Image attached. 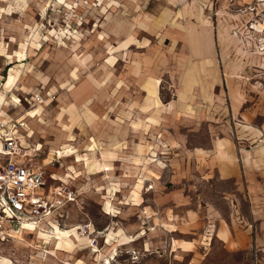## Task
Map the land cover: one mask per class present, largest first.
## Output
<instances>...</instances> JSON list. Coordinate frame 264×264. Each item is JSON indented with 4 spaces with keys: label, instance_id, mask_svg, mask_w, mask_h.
I'll use <instances>...</instances> for the list:
<instances>
[{
    "label": "rangeland",
    "instance_id": "374dc122",
    "mask_svg": "<svg viewBox=\"0 0 264 264\" xmlns=\"http://www.w3.org/2000/svg\"><path fill=\"white\" fill-rule=\"evenodd\" d=\"M64 3L0 0V92L10 69L20 74L10 71L15 86L0 94L1 110L34 119L25 118L33 134L15 154L41 167L57 147L61 159L41 167L45 177L81 164L69 167L80 176L71 183L76 203L57 222L67 231L63 245L38 237L48 228H32L0 242V261L264 264V0ZM126 33L138 49H120ZM206 33L209 52L194 53L189 37L203 48ZM89 76L102 92L76 101ZM151 77L170 108L139 109ZM76 82L82 92L69 93ZM89 138L112 153L106 164ZM140 146L155 154L144 165ZM82 224L93 233L78 235ZM121 236L129 243L117 246Z\"/></svg>",
    "mask_w": 264,
    "mask_h": 264
},
{
    "label": "built area",
    "instance_id": "2783aa9c",
    "mask_svg": "<svg viewBox=\"0 0 264 264\" xmlns=\"http://www.w3.org/2000/svg\"><path fill=\"white\" fill-rule=\"evenodd\" d=\"M23 128L17 118H0V242L22 226L42 229L51 222L57 225L62 217L59 210L76 203V193L67 184L47 186L39 170L3 160L17 153L15 135ZM77 233L87 236L89 224L80 225Z\"/></svg>",
    "mask_w": 264,
    "mask_h": 264
},
{
    "label": "crops",
    "instance_id": "0c3cea01",
    "mask_svg": "<svg viewBox=\"0 0 264 264\" xmlns=\"http://www.w3.org/2000/svg\"><path fill=\"white\" fill-rule=\"evenodd\" d=\"M64 1L65 0H58V3L59 4H61V5H63V4H65L64 3ZM111 4H114V3H112V2H110L107 6H110ZM75 7H77V5L75 6ZM107 8V7H106ZM117 13L118 11L116 10H114V9H108V10H106V13H109V14H114V13ZM162 14H163V12H162ZM163 15H165V13L163 14ZM164 20V17H162V18H160V19H158L157 20V18L155 19V21L154 22H152V25L154 26V27H156L155 25L157 24V22H162ZM34 34H31V36H33ZM132 37H134V35L133 34H131V33H126L123 37H120L121 39H119V41L117 42V44H118V46L120 47V49H123V51H124V49L125 48H128V49H130L131 47H135L134 45L133 46H130V44H131V40L133 39ZM204 43H203V48H201L200 47V42H199V39H198V37L197 36H192V38H190L189 37V40H190V42H191V48H192V51L195 53V50H197L198 48H200V49H202V50H204V52H209V49H210V38H209V35H208V33H206V34H204ZM213 38H215V34H213ZM31 40V39H30ZM24 45H22L21 47H23ZM142 47H146V46H142ZM134 49H138L137 47H135ZM207 54H209V53H207ZM207 56H209V55H207ZM11 70H13V69H10V71ZM10 71H9V73H10ZM14 71V70H13ZM9 73H6L7 74V77H6V81L3 83V85H2V92H0V94L1 93H3V92H10L11 90H12V88L15 86L12 82H9L7 79H8V77H9ZM14 73H15V71H14ZM74 72H72V77L70 76V78L73 80V81H76L77 79H76V76L73 74ZM15 75H16V77L17 76H20V74H16L15 73ZM19 78H14V81L15 82H17V80H18ZM88 79H89V83L90 84H88V82H85V86L88 88V92L86 91V92H84L83 93V95H82V97H79L78 99H76V101H79V99H81V102H85V98L87 97V96H94V95H98V94H100L101 92H102V89H98V88H100V84L102 83V81H99L98 82V80H97V78L95 79L94 77H92V76H89L88 77ZM149 80L150 81H147L146 82V84H147V87L145 88V90L144 91H142L143 93H144V96H145V99H144V103H139L140 105H138V106H140V108L139 109H141L142 110V112H148V111H151V110H153V109H156V110H158L159 109V107H162V109H166V108H170V106H171V101H169V102H167V103H165L164 105H162L160 102H159V99L157 98V94H158V90H156L157 89V85H158V80L157 79H155L154 77H151V78H149ZM67 91L69 92V93H74L75 92V94L77 93V92H79V94H80V92H82V90H81V84L79 85V83L78 82H76V83H73V84H69V87H68V89H67ZM101 91V92H100ZM12 98H14L15 99V97H13V96H11ZM85 103H87V100H86V102ZM85 103H82V107H85V110L87 109L88 110V113L90 112V110L87 108V106L85 105ZM3 104V103H2ZM2 104H0V118H5V117H8V118H15V117H12L11 115H9V114H7L5 111H2L1 110V106H2ZM134 104V103H133ZM71 108H73L72 107V105H71V103H70V106H69V108H67V110L70 112L72 109ZM33 110H36V117H37V119L34 121L36 124H38L40 121H42V119L40 118V107L39 106H37L36 108H34ZM63 112H66V111H60V113H58V114H62ZM139 112H140V110H139ZM91 113V112H90ZM66 114V113H65ZM92 114V113H91ZM25 118L26 117H24L23 115H21L20 117H18L17 119H19V120H21L23 123H24V128L23 129H18V131H17V133H16V135H15V140H16V143H17V147L19 148V149H21V147L25 144V140L27 139V138H29L30 136H32V134H33V132L32 131H28V128H27V124H26V122H25ZM28 119V118H27ZM34 120V119H33ZM90 120H91V118H90ZM148 120H149V122H148ZM148 120L146 121L148 124H150L149 126L150 127H152L153 126V128L156 126V122H158V121H156L153 117L152 118H148ZM33 122V121H32ZM90 123V122H89ZM147 123H145V124H147ZM137 127V126H136ZM128 129H133V130H137V128H130V126H128ZM29 132H32V134H29ZM30 135V136H29ZM66 135H68V134H66ZM66 135H64V139L66 138L65 136ZM69 135H71V134H69ZM73 137V136H72ZM74 139V138H73ZM89 141H91L93 144H94V147H96L97 146V148H95V151H98V154L100 155V158H101V160H99V159H97L96 157H94V150H93V157L94 158H96L98 161H100V162H102L103 160H104V163H105V160L106 159H110L111 158V155H112V153L111 152H107V151H105L104 149H103V147H105L104 145L105 144H103L102 142H98V143H94V141H93V139L92 138H89ZM64 142V141H63ZM72 142H74V141H72ZM72 142H71V144H70V146L72 145ZM62 144V143H61ZM100 144H101V146H100ZM59 147V146H58ZM57 148V147H56ZM56 148H52V150L50 151L52 154H50V156L51 157H53V158H51L48 162H44L45 164H42L41 165V167H43V166H45V165H51L52 166V162H56V160H59V159H61V158H58V156L56 155V154H54L55 152L53 151V149H56ZM74 148V147H73ZM99 148H101V154H102V156H104V158L102 159V156H101V154H100V150H99ZM54 152V153H53ZM78 152V151H77ZM71 153H73V152H70V154ZM86 153V155H88V156H91V154H90V152H86L84 149H83V151H82V153H80V152H78V154H85ZM143 153V154H142ZM154 153H153V151H152V148H149L148 150H144V151H142V146H140V150H139V152L137 153V155H139V156H137L138 157V160L139 161H142V164L144 165V163L143 162H145V159H147L149 156H151V155H153ZM106 155H109V156H106ZM155 155V154H154ZM65 158V157H64ZM3 160L4 161H6V160H9V161H11V162H13V163H15V164H17V165H22V166H25V167H27V168H31V169H37V170H39L40 172H41V174H42V177H43V179H44V181H45V185H48L49 184V181H51L53 184H59V183H65V184H67L69 187H70V189L71 190H73L74 192H76V190L72 187V182L74 181V179H77L79 176H80V174L78 173V172H76L75 170V172L76 173H78V175L76 176V177H73V173L69 170V167L70 166H72V168L74 169V167L73 166H75V165H81V164H72V161H71V165H68V166H65L64 167V171H63V173H62V175L61 176H59V175H57V174H55V173H52V174H50L48 177H45V175H44V172H43V170L41 169V167L39 166H35L34 164H32V163H30L29 161H26L25 159H23L21 156H18L17 154H11V155H9V156H5V157H3ZM106 164V163H105ZM109 165V164H108ZM158 165H160V164H158ZM157 164H155V166L158 168L159 166H158ZM154 166V167H155ZM59 167H61V166H59ZM112 168V167H111ZM85 169V168H84ZM69 171H70V173H69ZM112 171H113V169H112ZM112 171H109V172H107V173H104V172H102V173H104L105 175H108L110 172H112ZM70 174L71 176H68V177H66V175L67 174ZM89 174H91V173H89ZM94 174H99V173H94ZM91 175H93V174H91ZM62 179V180H61ZM139 179H144V178H139ZM146 181V179L145 180H143V184H142V186L144 185V182ZM138 182V181H137ZM108 186H114V183H108ZM104 204V203H103ZM67 205H69V204H67ZM67 205H65L63 208H61L60 210H59V213L62 215V217L58 220V221H60L61 220V223L62 224H65L64 222H65V210H66V207H68ZM105 213V212H104ZM63 227H64V225H63ZM48 232L47 231H45V232H42V233H40V232H37V234H38V237H43L44 238V243H46V244H50V245H55V243H59V244H61V245H63V241H62V238L67 234V231H65L64 229H61V228H58V224L57 225H54V224H51L49 227H48ZM29 231V230H31V228H26V229H24V230H22V231ZM91 230L93 231V229L91 228L90 230H89V232L92 234L93 232H91ZM20 236H21V232H20V234H19V238H20ZM137 236H140V235H137ZM17 237V238H18ZM16 238V239H17ZM71 239H72V236L68 239V243H71L72 241H71ZM81 241V240H80ZM129 243V240H128V238H126L125 236H121L120 237V240H119V242H118V244H117V246H121V245H125V244H128ZM65 244H66V241H65ZM93 248V247H92ZM94 250V249H93ZM94 252V251H93Z\"/></svg>",
    "mask_w": 264,
    "mask_h": 264
},
{
    "label": "bare ground",
    "instance_id": "6f19581e",
    "mask_svg": "<svg viewBox=\"0 0 264 264\" xmlns=\"http://www.w3.org/2000/svg\"><path fill=\"white\" fill-rule=\"evenodd\" d=\"M9 76H10V77H9V80L11 81V79H12V75L10 74ZM10 81H9V82H10ZM3 96H4V95H3ZM13 101L16 102L15 100H13ZM20 108H21V107H20ZM23 116L26 117V118L33 119L32 111H28V110L24 111ZM53 151H54V150H53ZM54 152H55V151H54ZM55 153H56V152H55ZM26 228H30V227L22 226V227L19 228L18 230L12 232L13 234H17V235L14 236L13 238L16 239V238L19 236L20 232H21L22 230L26 229ZM89 230H90V229H89ZM47 232H48V231H47ZM89 234H90V232H89ZM93 249H94V247H93ZM93 251L95 252L96 249H94ZM102 259H103L104 262L107 261L106 264H110V262L107 260V258L103 257ZM110 259H111V258H110ZM2 263H3V262H2Z\"/></svg>",
    "mask_w": 264,
    "mask_h": 264
}]
</instances>
